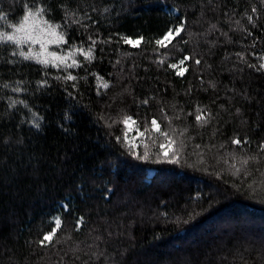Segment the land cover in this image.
Masks as SVG:
<instances>
[{"label": "trees", "instance_id": "16d2710c", "mask_svg": "<svg viewBox=\"0 0 264 264\" xmlns=\"http://www.w3.org/2000/svg\"><path fill=\"white\" fill-rule=\"evenodd\" d=\"M26 5L61 25L63 55L93 58L43 68L0 45V264H264V0H0V15L18 23Z\"/></svg>", "mask_w": 264, "mask_h": 264}, {"label": "snow or ice", "instance_id": "6c2138e0", "mask_svg": "<svg viewBox=\"0 0 264 264\" xmlns=\"http://www.w3.org/2000/svg\"><path fill=\"white\" fill-rule=\"evenodd\" d=\"M26 11L20 21L18 23H7V17L0 15V21H3L7 23V27L11 29V31H0V45L2 44H8V45H14L15 48L12 51L13 56H19L24 61H34L36 64L41 65L43 68H63L65 71L67 69L79 67L80 63L77 61L76 56H82L84 60L88 63L91 62L93 58V49L92 47H88L87 49H84L83 47H73L70 48V50L65 55H60L55 51H49L50 45H56L59 47L61 44L67 43L65 39V32L60 30L61 25L51 23L49 20L45 19V12L46 9L44 8H36L33 9L32 7L25 6ZM255 11V9L253 10ZM252 18L249 17V21L251 22ZM184 31V22L181 21L178 26L174 28H169L165 34H163L162 37H158L155 39L154 43L156 46H158L160 49H166L170 45L173 44L174 40L177 37L181 36V33ZM123 42L125 44L131 45L133 47H138L143 41L144 38L140 37L138 39H130L121 37ZM93 44H95V41H92ZM39 46L38 50L36 46ZM23 46H27V51L21 50ZM191 59L188 56L183 57L179 61V63H169L168 67L171 69H177L176 71L177 76H182L187 69L184 67H179L180 65H184L186 61ZM242 59V57H241ZM262 60H264V56L261 57ZM12 61H10L11 63ZM197 64L200 63L199 60L195 61ZM159 63H164V60H160ZM249 67H254V65H249ZM258 70H264V63L259 64ZM57 80H63L65 83L68 81H75L77 79L76 76H73L71 74H67L64 76H56ZM98 79H100L98 77ZM46 82L41 83L40 86H45ZM74 86V85H73ZM3 87L7 88L8 85L5 84ZM104 88L108 87L107 83L103 84ZM13 92H20L21 89L16 87L12 88ZM16 103H24L23 101H11L10 107H14ZM144 103H147V101H144ZM202 109H197V115L195 116V120L197 124H199L201 127H203L205 124L208 123V119H206V113L202 114ZM125 128L128 127L129 123L131 122L133 125L136 124V121H133L131 117H124L121 121ZM152 129L158 133H160L161 136H163L167 141L168 144H160V148L164 149V151L161 153L165 157L169 156V151L173 148V145L176 143L175 139H173L172 136L169 135L167 132L161 131L160 125L158 124L157 120L153 119L151 121ZM34 126H39L38 124ZM138 131V128H137ZM180 135H183V132L180 133ZM125 140H127V133H125ZM232 143L234 145L239 146L242 141L238 139H233ZM243 143H247V141H243ZM259 149L261 152H264V143H261L259 145ZM148 157V153H145L143 157H140L142 159H146ZM235 159V157H233ZM255 156H246L240 160L241 166H247L250 161L255 160ZM169 163H176L177 159L175 157V153H173V157L169 158ZM232 167L235 169V171L238 173L241 171V168H237L235 164L232 165ZM82 221H77V230L78 226ZM62 226V220L60 217H56L54 219V226L51 228V231L45 233L42 236V239L38 241L41 247H47L49 244H51L54 240V237L56 236L58 230Z\"/></svg>", "mask_w": 264, "mask_h": 264}, {"label": "rangeland", "instance_id": "374dc122", "mask_svg": "<svg viewBox=\"0 0 264 264\" xmlns=\"http://www.w3.org/2000/svg\"><path fill=\"white\" fill-rule=\"evenodd\" d=\"M0 31H11V29H9L7 27V25L0 24ZM36 48L38 50L39 46L37 45ZM21 50L27 51V46H23ZM49 51H55L58 54L63 55V50H62L61 45L59 47H57L56 45H50ZM179 67H182V66L180 65ZM175 70L178 71L179 68H177ZM122 125H123V129H124V137H125V133H127V140H125V138H124V142L127 144L128 147H136L137 141L139 139V135L136 134V132H134L135 131L134 125L131 122L129 123L127 128H125V125L123 123H122ZM167 144L168 143H165V145H167ZM160 150H161V153L164 151V149H160ZM169 152H171V150ZM160 156H161V158H165V159L169 158V156L165 157L162 154H160ZM151 173L152 172L150 171L149 174H151Z\"/></svg>", "mask_w": 264, "mask_h": 264}]
</instances>
